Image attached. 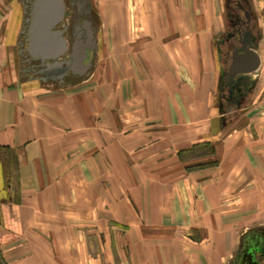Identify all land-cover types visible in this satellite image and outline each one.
Wrapping results in <instances>:
<instances>
[{
    "label": "crops",
    "instance_id": "1",
    "mask_svg": "<svg viewBox=\"0 0 264 264\" xmlns=\"http://www.w3.org/2000/svg\"><path fill=\"white\" fill-rule=\"evenodd\" d=\"M33 2L0 0V264H232L264 228V28L233 108L223 30L189 26L185 5L89 0L78 74L29 59Z\"/></svg>",
    "mask_w": 264,
    "mask_h": 264
},
{
    "label": "flooded vegetation",
    "instance_id": "2",
    "mask_svg": "<svg viewBox=\"0 0 264 264\" xmlns=\"http://www.w3.org/2000/svg\"><path fill=\"white\" fill-rule=\"evenodd\" d=\"M64 1L66 13L72 15L68 25V32L71 33L74 18L81 16L89 19L92 9L90 8V11L86 12L83 0ZM225 3L224 27L218 40V54L222 63L221 105L225 100L228 106L235 108L242 104L245 94L250 88V77L249 73H237L232 77L229 76L234 52H242L246 45L257 51L258 44L262 39L264 22L261 20L263 15L256 12L251 5V0H225ZM68 42L70 52L74 37L71 36ZM69 52L64 55V59L68 58ZM232 264H264V228L254 229L242 239Z\"/></svg>",
    "mask_w": 264,
    "mask_h": 264
},
{
    "label": "water",
    "instance_id": "3",
    "mask_svg": "<svg viewBox=\"0 0 264 264\" xmlns=\"http://www.w3.org/2000/svg\"><path fill=\"white\" fill-rule=\"evenodd\" d=\"M82 2L86 12H89V0ZM65 13L64 0H34L27 19V53L30 60H39L41 63H46L49 68L66 65L68 69L83 74L90 66V62L85 63V61L95 47V30L90 20L84 19L87 28L86 39L74 40L68 58L58 60L68 50V40L65 37L68 26L58 27L63 22ZM260 60L259 53L246 45L242 52H234L229 76L255 71L260 65Z\"/></svg>",
    "mask_w": 264,
    "mask_h": 264
},
{
    "label": "rangeland",
    "instance_id": "4",
    "mask_svg": "<svg viewBox=\"0 0 264 264\" xmlns=\"http://www.w3.org/2000/svg\"><path fill=\"white\" fill-rule=\"evenodd\" d=\"M251 2L256 12L263 15L261 20L264 22V0H251ZM183 5L188 10L189 26L207 28L210 32H213L214 39L219 38L220 30H223L225 21V0H172V9L175 12L180 13L181 7L183 9L185 7ZM163 7H161V10H163ZM180 23H183V18ZM262 27L264 28V24Z\"/></svg>",
    "mask_w": 264,
    "mask_h": 264
}]
</instances>
